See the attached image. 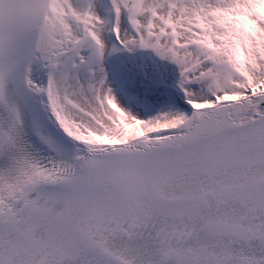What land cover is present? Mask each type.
Instances as JSON below:
<instances>
[{
	"label": "snow or ice",
	"instance_id": "1",
	"mask_svg": "<svg viewBox=\"0 0 264 264\" xmlns=\"http://www.w3.org/2000/svg\"><path fill=\"white\" fill-rule=\"evenodd\" d=\"M0 264H264V0H0Z\"/></svg>",
	"mask_w": 264,
	"mask_h": 264
},
{
	"label": "bare ground",
	"instance_id": "2",
	"mask_svg": "<svg viewBox=\"0 0 264 264\" xmlns=\"http://www.w3.org/2000/svg\"><path fill=\"white\" fill-rule=\"evenodd\" d=\"M161 71L163 72V71H164V69L162 68V69H161Z\"/></svg>",
	"mask_w": 264,
	"mask_h": 264
}]
</instances>
